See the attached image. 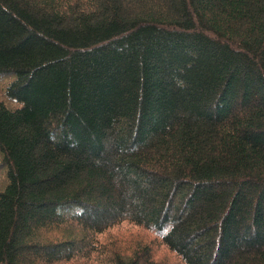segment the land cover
<instances>
[{"label":"trees","instance_id":"obj_1","mask_svg":"<svg viewBox=\"0 0 264 264\" xmlns=\"http://www.w3.org/2000/svg\"><path fill=\"white\" fill-rule=\"evenodd\" d=\"M0 77V264H264V0H0Z\"/></svg>","mask_w":264,"mask_h":264},{"label":"rangeland","instance_id":"obj_2","mask_svg":"<svg viewBox=\"0 0 264 264\" xmlns=\"http://www.w3.org/2000/svg\"><path fill=\"white\" fill-rule=\"evenodd\" d=\"M9 81L0 77V102L5 101L4 88ZM6 179L3 169L0 168V191L5 185ZM97 244L102 251L100 264H108L105 261L113 252L134 253L139 248L151 249L153 260L162 264H180L179 259L169 252L151 231L134 226L128 222L114 225L97 235Z\"/></svg>","mask_w":264,"mask_h":264}]
</instances>
